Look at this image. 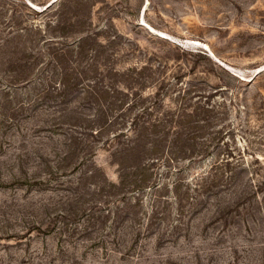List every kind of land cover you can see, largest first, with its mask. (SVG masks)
Here are the masks:
<instances>
[{
  "label": "rangeland",
  "instance_id": "374dc122",
  "mask_svg": "<svg viewBox=\"0 0 264 264\" xmlns=\"http://www.w3.org/2000/svg\"><path fill=\"white\" fill-rule=\"evenodd\" d=\"M50 1L0 0V264H264V0Z\"/></svg>",
  "mask_w": 264,
  "mask_h": 264
},
{
  "label": "trees",
  "instance_id": "16d2710c",
  "mask_svg": "<svg viewBox=\"0 0 264 264\" xmlns=\"http://www.w3.org/2000/svg\"><path fill=\"white\" fill-rule=\"evenodd\" d=\"M58 0H55V1H53L50 5H48V6H45L44 7V9H42V10H40L41 12H43V11H46L47 9H49L51 6H53L56 2H57ZM96 92V91H95ZM97 99H99L98 98V96H95V100L98 102V104L100 105V103H101V99L98 101ZM106 104L105 103H102V107H101V110H103V108H104V106H105ZM95 115H97V114H95ZM98 116H100L98 119H96V125L95 126H90V128L93 130H96L97 132H99V131H101V130H103V128L108 124V122H109V115L107 114V113H105V110H103L100 114H98ZM111 121V120H110ZM93 130V131H94ZM133 147H131L130 149H132ZM126 151H127V149H126ZM121 164V163H120Z\"/></svg>",
  "mask_w": 264,
  "mask_h": 264
},
{
  "label": "water",
  "instance_id": "95a60500",
  "mask_svg": "<svg viewBox=\"0 0 264 264\" xmlns=\"http://www.w3.org/2000/svg\"><path fill=\"white\" fill-rule=\"evenodd\" d=\"M53 1H55V0H51L46 6L50 5Z\"/></svg>",
  "mask_w": 264,
  "mask_h": 264
}]
</instances>
